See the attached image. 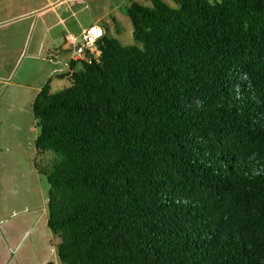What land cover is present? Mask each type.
Returning <instances> with one entry per match:
<instances>
[{"label": "trees", "instance_id": "trees-1", "mask_svg": "<svg viewBox=\"0 0 264 264\" xmlns=\"http://www.w3.org/2000/svg\"><path fill=\"white\" fill-rule=\"evenodd\" d=\"M152 2L34 103L59 257L264 264V0Z\"/></svg>", "mask_w": 264, "mask_h": 264}, {"label": "rangeland", "instance_id": "rangeland-1", "mask_svg": "<svg viewBox=\"0 0 264 264\" xmlns=\"http://www.w3.org/2000/svg\"><path fill=\"white\" fill-rule=\"evenodd\" d=\"M164 1L178 7L175 0ZM134 2L153 5L152 0H91L89 9L81 12V22L102 15L111 28L109 36L122 45L139 44L128 13ZM28 64L20 66L15 81L25 78ZM71 84L69 78L55 79L51 90L57 92ZM22 90L7 83L0 85V264H63L60 238L48 225L51 185L44 172L54 153L37 150L40 128L31 93L22 97Z\"/></svg>", "mask_w": 264, "mask_h": 264}, {"label": "crops", "instance_id": "crops-1", "mask_svg": "<svg viewBox=\"0 0 264 264\" xmlns=\"http://www.w3.org/2000/svg\"><path fill=\"white\" fill-rule=\"evenodd\" d=\"M91 0H0V85L9 84L24 90L34 105L42 90L68 73L66 51L70 35L80 36L98 24L110 33L104 16L81 22V12ZM107 27V28H106ZM16 61V63H15ZM28 61L23 80L15 81L20 66ZM31 77H39L30 80Z\"/></svg>", "mask_w": 264, "mask_h": 264}, {"label": "built area", "instance_id": "built-area-1", "mask_svg": "<svg viewBox=\"0 0 264 264\" xmlns=\"http://www.w3.org/2000/svg\"><path fill=\"white\" fill-rule=\"evenodd\" d=\"M103 26L94 24L83 31L80 36L70 35L68 45L74 61L89 60V51H94L98 42L105 36Z\"/></svg>", "mask_w": 264, "mask_h": 264}]
</instances>
